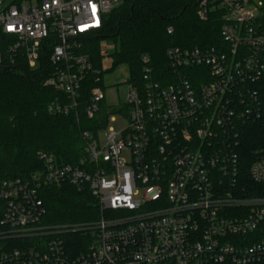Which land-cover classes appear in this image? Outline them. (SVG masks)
Wrapping results in <instances>:
<instances>
[{
  "label": "built area",
  "instance_id": "built-area-1",
  "mask_svg": "<svg viewBox=\"0 0 264 264\" xmlns=\"http://www.w3.org/2000/svg\"><path fill=\"white\" fill-rule=\"evenodd\" d=\"M124 1L0 0V66L3 45L8 65L21 54L69 100L49 112L69 114L87 74L102 73L82 39ZM197 10L201 20L221 13V48L170 47L175 80L167 86L146 66L141 86L128 81L127 126L109 127V116L103 146L86 133L78 164L41 152L42 170L0 179V264H264V196L256 195L264 142L251 156L250 184L240 155L242 128L264 123V0H197ZM194 69L203 72L198 86L187 74ZM91 94L93 118L106 95ZM62 186L95 199L102 218L47 224L42 193ZM75 233L85 242L71 247Z\"/></svg>",
  "mask_w": 264,
  "mask_h": 264
},
{
  "label": "trees",
  "instance_id": "trees-1",
  "mask_svg": "<svg viewBox=\"0 0 264 264\" xmlns=\"http://www.w3.org/2000/svg\"><path fill=\"white\" fill-rule=\"evenodd\" d=\"M197 12V0H125L107 15L102 29L82 39V53L89 57L93 70H102V73L99 79L92 72L87 74L77 106L67 115L49 112L55 102L66 104L69 100L64 94L45 86L46 72L41 68L30 69L21 54L14 64L8 65L7 46L3 45L0 179L29 178L42 170L41 152L54 155L60 163L78 164L84 156L85 134L97 137L99 131L107 127L108 117L118 113L104 99L98 104L93 118L87 114L92 105V89L98 87L105 91L103 71L107 72L101 56L103 40L108 39L114 44V52H106V59L112 62L110 71L126 67L129 82L137 86L144 82L146 66L152 69L154 81L163 86L174 82L166 55L170 47L221 48L224 44L221 13L213 12L207 20H201ZM170 28L172 34L168 33ZM202 73L199 69L187 71L195 86L199 85L197 77ZM241 135V175L244 182L250 184L251 156L264 142V123L245 125ZM256 195L264 196V186L258 187ZM42 200L47 210L45 222L50 225L87 223L99 215L96 200L88 194H79L70 186L49 187L43 191ZM72 237L68 238L71 247L80 241Z\"/></svg>",
  "mask_w": 264,
  "mask_h": 264
},
{
  "label": "rangeland",
  "instance_id": "rangeland-1",
  "mask_svg": "<svg viewBox=\"0 0 264 264\" xmlns=\"http://www.w3.org/2000/svg\"><path fill=\"white\" fill-rule=\"evenodd\" d=\"M102 50L108 53L114 52V44L106 39L102 42ZM102 63L104 64V69H106L107 74H105V71H103V84L105 86V95H106V102L111 108H113L116 112V122H111L109 124V127H113L117 131L123 130L127 124L128 120L125 114V109L123 107V102L125 101V96L129 90V72L128 69L124 66L118 67L114 71H110L111 67V60L103 59ZM106 133L107 130L103 129L99 131V139H100V145L103 146L106 142ZM102 218V215L99 212V215L95 218V220H90L88 222H94L98 221ZM86 223H78L75 225H84ZM73 236V237H72ZM69 237H72L71 239L77 238L76 241L80 240L85 242V239L82 237L81 233H75L74 235H69ZM67 237V238H69ZM65 239V237H63Z\"/></svg>",
  "mask_w": 264,
  "mask_h": 264
}]
</instances>
